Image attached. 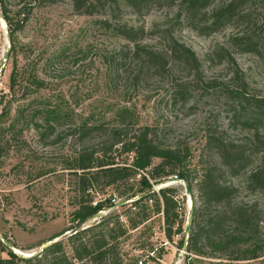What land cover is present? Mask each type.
<instances>
[{"label":"rangeland","instance_id":"obj_1","mask_svg":"<svg viewBox=\"0 0 264 264\" xmlns=\"http://www.w3.org/2000/svg\"><path fill=\"white\" fill-rule=\"evenodd\" d=\"M2 5L15 21H25L16 33L14 50H10L9 59L4 61L11 43L0 5V96L7 92L9 77L15 68L25 79L36 74L45 82L41 97H50L51 103L60 101L76 118L104 117L110 127H132L133 123V127L150 126L162 144L187 148L191 153L188 168L197 177L204 168L220 167L217 154L204 148L207 134L220 132L225 140L239 143L247 139L245 133L228 128V114L223 99L218 95L204 97L192 93L186 102L171 100V81L186 80L192 75L187 69L176 67L171 62V75L146 72L136 82L134 79L139 74L137 60L125 53L122 55L124 62L117 60V54L131 45L104 29L101 21L145 29L149 35L142 44L156 51H164L167 46L161 38L164 35L162 32L175 27L172 36L195 53L202 76L206 79L228 78L229 69L218 65L215 58L218 48L224 47L232 53L243 72L250 94L264 100V54L240 53L237 47L228 43L231 35H239L243 31L264 40V0H251L244 8L250 16L236 28L209 36H199L185 26H175L177 17L174 7L155 6L135 13L121 1L87 16L76 13L71 0H4ZM19 84L23 89L14 94L12 101L15 106L11 118H14L18 105L37 97L33 88L27 89L26 82ZM124 109L129 111L130 118L119 124L116 114ZM70 123L59 128L57 133L68 130ZM76 143L68 131L66 138L53 136L42 140L34 130L26 129L21 135L17 132L12 139L0 167V258L8 257L11 251L8 246L13 248V254L27 258L68 226L73 211V178L64 170V165L76 150ZM158 162L156 160L155 164ZM246 171L235 175L225 173L222 180L237 190L233 203L247 206L256 219L255 236L244 247L256 244L259 247L257 259L231 261L196 256L189 253L186 247L189 254L182 253L181 242L186 228L190 226V235L195 226L203 227L209 216L219 209L218 206H211L192 224L193 210L199 207L196 183H192L189 195L186 193L187 184L183 181L173 179L153 186L154 191L176 189L182 232L176 233L175 224L170 240L166 237L162 213H152L142 225L130 228L131 219L135 217L127 212V206L120 207L121 198L111 189L97 200L110 198L115 202L103 203V210L86 225L95 224L107 214L120 216L119 221L127 230V234L118 239L122 264H264V199L246 188ZM230 226L231 223L224 231L229 232ZM65 239L66 235L60 238ZM150 251H153L152 255ZM205 251L210 253L209 248Z\"/></svg>","mask_w":264,"mask_h":264},{"label":"trees","instance_id":"obj_2","mask_svg":"<svg viewBox=\"0 0 264 264\" xmlns=\"http://www.w3.org/2000/svg\"><path fill=\"white\" fill-rule=\"evenodd\" d=\"M3 1L0 0L1 16L8 27L12 51L16 33L24 19L21 22L15 21L2 5ZM71 1L76 13L87 16H93L98 9L105 10L106 7L117 5L121 1L135 13L155 6L174 7L177 17L175 26H185L199 36H209L236 28L250 16L249 11H245L244 8L251 2V0ZM101 25L131 45L117 54V60L124 62L125 58L122 57L124 53L137 60L139 74L134 79L136 82H139L146 72L160 76L171 75L169 67L171 62L176 67L187 69L192 75L186 80L171 81V100L180 99L186 102L190 97L188 95L192 93L204 97L218 95L223 99L225 112L228 114V128L245 133L247 139L239 143L235 140H225L220 132L216 135L207 134L204 148L217 154L220 167L213 165L204 168L197 177L188 168L190 150L179 145L162 144L152 127L137 125L133 127L134 123L131 124L132 127L129 125L110 127L104 117L76 118L73 112L59 103L60 101L51 103L50 97H41L45 82L36 74L25 79L15 68L9 77L7 92L0 96V167L17 132L21 135L24 130L32 129L43 140L53 136L57 139L66 138L68 131L69 136L77 142L76 150L64 165V170L73 178V211L68 226L57 234L66 235L65 241L59 240L30 258L19 257L9 251L7 258H0V264H122L118 239L124 237L127 230L120 223V216L114 213L107 214L100 217L95 224L86 225L103 210V203L111 200L115 202L110 198L104 200L100 198V201L97 198L104 196L105 192L111 189L113 194L121 198L120 207L127 206V212L135 217L131 219L132 229L146 222L152 213H162L166 237L170 240L175 224L176 233L182 232V220L177 213L180 203L176 199V189L162 188L156 193L153 186L173 179L185 182L190 192L192 183H196L199 207L193 210L192 224L198 221L200 214L206 209L211 206L219 207L213 216H209L203 227L195 226V229L191 230L186 247L189 253L196 256L227 258L231 261L257 259L259 247L256 244L244 247L255 236L256 219L247 206L233 203L237 190L231 184L224 183L222 178L225 173L235 175L247 170L246 188L260 194L264 199V100L250 94L249 84L243 72L238 68L232 53L224 47L218 48L215 58L218 65H224L229 69L228 78L206 79L202 76L195 53L172 36L175 27L162 32L164 35L161 38L167 42V46L164 51H156L142 44L149 35L143 28L106 20L101 21ZM228 43L237 47L240 53L264 54V45L260 44L264 43V40L248 31L231 35ZM20 82H26L27 89L33 88V91L37 92V97L18 105L14 118H11L12 108L15 106L12 101L14 94L23 89ZM116 118L120 121L119 124H123L125 118H130V113L124 109L116 114ZM67 122L70 123L68 130L57 133ZM156 160L159 162L155 164ZM123 202L128 204L124 205ZM229 223L230 231L225 232L224 228ZM206 248L210 249V253L205 251Z\"/></svg>","mask_w":264,"mask_h":264},{"label":"water","instance_id":"obj_3","mask_svg":"<svg viewBox=\"0 0 264 264\" xmlns=\"http://www.w3.org/2000/svg\"><path fill=\"white\" fill-rule=\"evenodd\" d=\"M10 50H11V45H9L7 51H6V54H5V57H4V61H7L9 59V55H10ZM2 71V70H1ZM186 193L189 195L190 194V191L188 188H186ZM191 221V219H190ZM189 232H190V226H188L185 230V234L186 236L189 235ZM62 235H57L53 238H51L49 241H47L43 246L40 247L39 251L37 252H33L31 253V255H29V257L27 258H30V257H33V256H36L38 255L39 253H41L46 247L50 246L51 244L55 243V242H58L60 240ZM8 246V245H7ZM9 249L13 252V248H11L10 246H8Z\"/></svg>","mask_w":264,"mask_h":264},{"label":"built area","instance_id":"obj_4","mask_svg":"<svg viewBox=\"0 0 264 264\" xmlns=\"http://www.w3.org/2000/svg\"><path fill=\"white\" fill-rule=\"evenodd\" d=\"M155 192L158 193L159 190L156 189ZM182 242H183V246H181L183 248L182 253L185 255H188L189 253H187L185 250V247H187V244H188V236L185 235V238L182 240ZM152 253H153V251L150 253V255H152ZM190 256H192V255L190 254Z\"/></svg>","mask_w":264,"mask_h":264},{"label":"bare ground","instance_id":"obj_5","mask_svg":"<svg viewBox=\"0 0 264 264\" xmlns=\"http://www.w3.org/2000/svg\"><path fill=\"white\" fill-rule=\"evenodd\" d=\"M14 251H15L16 253H19V254H21V253H20V252H19L17 249H15ZM27 256H28V255H27Z\"/></svg>","mask_w":264,"mask_h":264}]
</instances>
